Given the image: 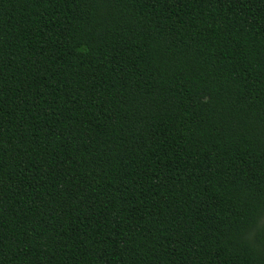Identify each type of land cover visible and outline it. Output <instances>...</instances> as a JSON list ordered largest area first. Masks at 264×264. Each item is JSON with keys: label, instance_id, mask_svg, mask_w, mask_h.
Wrapping results in <instances>:
<instances>
[{"label": "trees", "instance_id": "obj_1", "mask_svg": "<svg viewBox=\"0 0 264 264\" xmlns=\"http://www.w3.org/2000/svg\"><path fill=\"white\" fill-rule=\"evenodd\" d=\"M0 264H264V0H0Z\"/></svg>", "mask_w": 264, "mask_h": 264}]
</instances>
